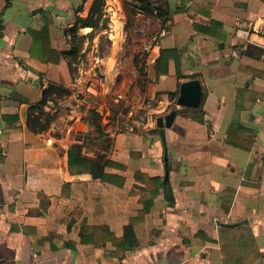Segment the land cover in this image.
Segmentation results:
<instances>
[{"label": "crops", "instance_id": "obj_1", "mask_svg": "<svg viewBox=\"0 0 264 264\" xmlns=\"http://www.w3.org/2000/svg\"><path fill=\"white\" fill-rule=\"evenodd\" d=\"M93 2L0 0V264H264V2H152L165 9L182 8L165 27L138 9L131 14L135 23L130 31L136 37L130 43L145 38V44L160 34V49L146 61L155 73L148 96L165 107L175 101L170 93L179 92L182 81L199 78L205 88L200 106L204 120L184 107L188 115L179 112L166 129L173 202L161 185L160 136L118 135L114 151L119 156L107 157L126 170L107 172L125 177L119 187L69 166L68 152L75 143L82 144L85 156L98 152L88 151L68 126L67 100L45 106L55 116L46 130L35 132L27 124L30 107L41 100L44 88L63 85L73 97L72 86H83L89 73L82 63V75L72 84L66 60L55 64L33 58L30 31L48 29L52 47L68 49L71 35L65 30L78 17L86 18ZM104 13L107 28H80L84 44L116 35V13L125 27L123 0H106ZM196 25L211 27L213 33L200 32ZM114 37L123 43L124 36ZM249 45L263 53H245ZM161 49L178 50L180 76L174 59L167 74H157ZM77 101L89 112L98 106L92 99ZM81 104L70 102L69 111L82 112ZM236 120L242 130L229 134ZM136 171L161 181L144 221L133 223L137 245L131 247L120 242L124 228L153 189L136 180Z\"/></svg>", "mask_w": 264, "mask_h": 264}, {"label": "rangeland", "instance_id": "obj_2", "mask_svg": "<svg viewBox=\"0 0 264 264\" xmlns=\"http://www.w3.org/2000/svg\"><path fill=\"white\" fill-rule=\"evenodd\" d=\"M114 21L120 24L117 31L120 33L121 38L124 36L123 43L118 46L116 57L113 58L112 54L114 44L118 40H115L114 37L118 35L117 32L116 35L110 36L109 39L106 38V35H102L99 40H93L89 45L84 44L83 50H85V53L78 64V73L72 79V84H77V80L82 75V63L89 69L86 81L83 86H72L74 88L73 97L68 95L56 100L57 104L60 101L64 102L67 100L68 113L66 112V114L68 115H66V121L72 132H74L76 139L87 143L88 151L109 155L111 158L115 154L114 145L118 135L126 134L134 137L140 136V138H150V136L154 135L158 137L160 135L155 130L158 117H164L177 106L176 100L170 101L171 103L164 107L159 101L157 102L156 97L152 99L148 96L150 83L153 82L150 76H154L155 73L153 68L147 65L146 62L149 56L143 49L142 40L145 38L142 40L137 39L131 43L129 41L131 36L133 38L136 37L130 31L135 23L133 17L131 16L130 19H127V23L128 21L131 23L129 27H127V23L124 28L122 27L117 13ZM159 37L160 34H157L156 38L159 39ZM112 39L115 40L114 44L110 42ZM136 59L140 60L138 64L135 63ZM142 65H144L145 76L142 75ZM114 67L117 74L112 72ZM90 81L95 82L99 88V94L94 99L93 96L86 95L82 91ZM86 99H92L98 104L96 107L97 114L89 112L90 110L85 103L81 104L77 101L81 100L84 102ZM151 100L152 102L156 101V104L148 105ZM70 102L81 104L82 112L69 111L71 109L69 106ZM89 106L91 107L92 105ZM184 110L181 107L179 108V112H183V115H188ZM81 123L84 124L81 129H78ZM95 124H99L102 131ZM115 155L119 156L118 153ZM222 247L226 256L230 257L228 245L223 244Z\"/></svg>", "mask_w": 264, "mask_h": 264}, {"label": "trees", "instance_id": "obj_3", "mask_svg": "<svg viewBox=\"0 0 264 264\" xmlns=\"http://www.w3.org/2000/svg\"><path fill=\"white\" fill-rule=\"evenodd\" d=\"M106 0H94L92 7L90 9V13L86 18L78 17L73 26L66 29L65 32L71 35V45L68 49L58 50L52 47L51 45V37L48 29H43L41 31L31 30L30 34L33 38V44L30 48V55L33 58L39 59L45 63H60L61 60H66L70 73L73 78H75L78 73V64L83 55V47L85 42V37L79 35L80 28L84 27H92L93 30L99 28H107L108 19L104 17V6ZM124 8L128 14V19H130L131 14L135 10H140L145 13L148 17L158 18L162 21V26L165 27L166 23L172 18L173 15L181 13L183 10L180 6H175L173 9L170 8H161L157 7L155 4L150 2L149 0H132L138 1L139 6H134L132 1L123 0ZM264 2V0H262ZM134 6V7H132ZM215 23V22H213ZM131 23L128 21L127 27H129ZM197 30L204 33H213L211 27L196 25ZM3 29L2 19L0 18V35ZM89 37H92V34H89ZM247 54L256 55V53L262 54L263 49L258 48L254 45H249L248 49L245 51ZM170 59H174L177 68V75H181L180 69V59L179 53L176 49H161L160 56L156 60V72L157 74H167L169 68ZM139 59L135 60V63H139ZM142 75L145 76L146 73L144 71V65L141 67ZM178 91L170 93V96L173 100H176L178 97ZM70 94V90L64 87L63 85L58 84H50L48 87L42 90V98L41 100L31 105L30 111L28 113V126L34 130L35 132H40L46 130L50 123L53 121L55 116L51 112H47L45 110V106L52 100L57 98H62L64 96H68ZM37 111L38 114H35ZM187 112L192 114H196V119L199 121L204 120V111L202 108H190L187 107ZM96 109H92L91 113H96ZM98 129L102 131L99 124H95ZM155 130L160 134L159 128H155ZM242 130L240 128V124L238 120L233 122V125L230 127L229 134L233 131L234 133ZM233 133V134H234ZM232 134V135H233ZM229 143H232L228 140ZM241 146V144H234ZM82 144L75 143L72 145L68 152L69 156V166L71 168H76L78 170H87L89 171L94 178H99L103 181H106L110 184L123 187L125 183V177L119 174L107 172L108 168H117L120 170H126L124 165H121L111 159H109L105 154L98 153L95 157H88L81 153ZM136 180L144 181L148 186L150 184L153 185V189H150V193L143 196L144 208L138 213V216L133 219L132 224L125 226L124 228V236L121 239V244L123 246L130 245L131 247L137 245V240L134 233L133 223H140L144 221L145 215L149 213L153 203L154 198L159 194L160 181L161 179L158 177H149L148 179L146 175L143 173L136 171L135 173ZM99 229L98 227H85L84 230L87 229ZM82 241L85 242L86 234L85 231L81 233Z\"/></svg>", "mask_w": 264, "mask_h": 264}, {"label": "water", "instance_id": "obj_4", "mask_svg": "<svg viewBox=\"0 0 264 264\" xmlns=\"http://www.w3.org/2000/svg\"><path fill=\"white\" fill-rule=\"evenodd\" d=\"M152 2H157L159 0H151ZM119 44L116 42L113 48L112 57H116ZM241 54L243 52H240ZM205 96V89L202 84V81L199 78L188 79L180 83L178 97L176 99V108L166 114L164 117H158L156 124L160 130V138L163 144V163H164V177L162 180V188L165 195V198L169 202L174 201V194L172 190L171 180H170V171L171 165L169 160L167 138H166V129L172 127L174 121L178 115L179 108L190 107V108H199L202 104V101ZM82 128V123L79 126V129ZM234 225V224H233ZM229 226H232L231 224Z\"/></svg>", "mask_w": 264, "mask_h": 264}, {"label": "built area", "instance_id": "obj_5", "mask_svg": "<svg viewBox=\"0 0 264 264\" xmlns=\"http://www.w3.org/2000/svg\"><path fill=\"white\" fill-rule=\"evenodd\" d=\"M144 51L149 55L154 57L157 51L160 49V46L155 38H150L143 46ZM85 92L89 95L97 97L99 94V88L95 82L90 81L87 86L84 88Z\"/></svg>", "mask_w": 264, "mask_h": 264}, {"label": "bare ground", "instance_id": "obj_6", "mask_svg": "<svg viewBox=\"0 0 264 264\" xmlns=\"http://www.w3.org/2000/svg\"><path fill=\"white\" fill-rule=\"evenodd\" d=\"M118 20V19H117ZM119 26H120V24L117 22L116 23V25H115V31L117 32V38L119 37V38H121V35H120V33L117 31L118 30V28H119ZM113 69V68H112ZM113 72L115 73L116 72V68L113 70ZM116 74H117V72H116ZM115 74V75H116ZM113 76V75H112ZM114 78V77H113Z\"/></svg>", "mask_w": 264, "mask_h": 264}]
</instances>
